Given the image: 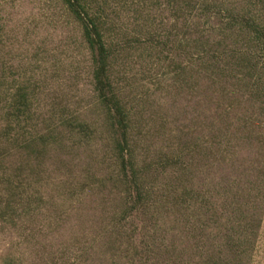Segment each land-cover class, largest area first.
Here are the masks:
<instances>
[{"label": "rangeland", "instance_id": "374dc122", "mask_svg": "<svg viewBox=\"0 0 264 264\" xmlns=\"http://www.w3.org/2000/svg\"><path fill=\"white\" fill-rule=\"evenodd\" d=\"M99 1L118 44L111 76L130 138L153 162L144 177L151 193L136 205L123 193L90 49L65 3L0 0V116L19 87L28 93L25 130L14 120L15 141L0 132V174L27 160L24 143L34 148L12 207L0 209V264H264V121L242 126L238 103L220 114L205 102L201 69L189 66L195 39L209 35L201 0ZM48 134L56 141L43 143ZM184 163L193 189L182 198Z\"/></svg>", "mask_w": 264, "mask_h": 264}, {"label": "trees", "instance_id": "16d2710c", "mask_svg": "<svg viewBox=\"0 0 264 264\" xmlns=\"http://www.w3.org/2000/svg\"><path fill=\"white\" fill-rule=\"evenodd\" d=\"M62 1L80 23L82 37L90 49L91 81L103 114V126L108 131L104 139L111 145L115 155L118 164L116 175L123 184V193L129 195L133 205H136L148 198L151 193L144 183V177L147 167L153 162L138 155V140L130 138L129 115L111 76V60L118 44L106 35L103 21L104 6L99 0ZM183 1L190 6L197 0ZM199 5L209 35L201 40L195 39L196 46L193 47L197 49L198 58L189 61V66L201 69L200 79L207 83L210 91L205 102L209 103V99L215 102L212 103L210 110L217 113L221 108L220 114L229 112L234 102L238 103L241 105V111L236 121L242 126L243 124L247 126L251 121H264V0H201ZM191 21L196 22V18ZM190 40L192 41V38ZM178 67H182L181 63ZM214 95L216 100L213 98ZM14 96L13 102L6 110L7 116H0V132L11 137V141H15L13 134L10 133L13 121H17L23 132L26 124L22 118H26L28 112L27 90L21 86ZM224 97H227L229 102L223 105L220 99ZM21 119L23 124H19ZM77 121L76 127L83 130L84 127L87 128L85 120ZM56 136L57 134H48L46 138H42L43 143L56 141ZM86 139L90 140V134L86 135ZM206 145L210 152L213 141L207 140ZM22 146L25 150L24 157L28 160L34 151L33 145L24 143ZM176 155L178 154L174 156ZM3 157L4 153L0 147V166L6 164ZM157 159L162 167L168 161L164 153ZM27 160L24 159V162L21 161L14 166L4 177L0 174V182L3 178L9 182L6 196L0 194V209L7 210L12 207L13 196L20 183L18 177L23 173L22 168ZM188 171L184 163L176 172L180 179L179 196L182 198L193 189L191 184H187ZM167 189L169 190L168 187Z\"/></svg>", "mask_w": 264, "mask_h": 264}]
</instances>
